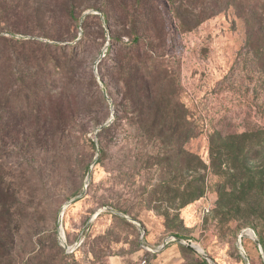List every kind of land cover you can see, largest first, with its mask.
I'll return each instance as SVG.
<instances>
[{
	"label": "rangeland",
	"instance_id": "obj_1",
	"mask_svg": "<svg viewBox=\"0 0 264 264\" xmlns=\"http://www.w3.org/2000/svg\"><path fill=\"white\" fill-rule=\"evenodd\" d=\"M158 1L179 106L196 109L203 130L194 133L187 123L185 134L151 136L128 122L99 133L95 119L110 124L115 107L98 79L106 105L96 97L76 102L74 121L88 124L87 133L43 151L24 140L33 113L21 82L33 77L7 80L13 88L1 83L0 109L22 130L19 140L0 139V177L18 225L10 264H264V149L240 158L239 150H226L248 145L264 128V81L245 47L243 25L230 8L201 22L189 16L182 27L170 1ZM102 22L103 33L77 66L87 79L99 77L111 42ZM112 23L120 33L119 22ZM5 79L2 73L0 82ZM196 179L203 195L183 205L173 189L187 190Z\"/></svg>",
	"mask_w": 264,
	"mask_h": 264
},
{
	"label": "trees",
	"instance_id": "obj_2",
	"mask_svg": "<svg viewBox=\"0 0 264 264\" xmlns=\"http://www.w3.org/2000/svg\"><path fill=\"white\" fill-rule=\"evenodd\" d=\"M169 1L182 27L186 26L189 16L201 22L233 8V14L244 28L245 47L252 51L264 81V0ZM159 5L158 0H0V75L3 73V78H8L0 82V87L2 83L3 87L13 88L6 81L12 82L18 74L33 77L31 82L25 79L21 82L31 99L33 113L24 138L28 145L50 150L59 139L72 134L85 135L89 125L74 121L78 115L76 102L96 97L106 105L98 79L115 107L110 124L105 125L104 119H95L96 127L103 126L99 133H109L128 122L136 125L139 133L151 136L185 134L187 123L194 133L203 130L204 123L197 110L179 106L182 104L177 97L179 84L166 58L165 14ZM155 12L161 19L158 24ZM102 18L111 28V42L99 62V77L92 75V79H87L80 76L77 66L103 33ZM112 22H119L120 33L115 32ZM3 103L8 104L7 99ZM10 104L17 107V101ZM2 109L0 139L19 140L22 130L10 118L13 115ZM160 121L165 123V129H158ZM6 122L8 125H3ZM215 134L211 136L212 141ZM249 141L248 145H229L226 150L232 149L234 154L239 150L240 158L242 153L255 148L264 149V128L252 133ZM91 144L95 147L93 141ZM237 160L234 158L233 162ZM202 184L196 179L187 190L176 187L173 192L185 205L203 195ZM10 195V189L0 177V264L10 261L18 229ZM26 262L23 260V264Z\"/></svg>",
	"mask_w": 264,
	"mask_h": 264
},
{
	"label": "built area",
	"instance_id": "obj_3",
	"mask_svg": "<svg viewBox=\"0 0 264 264\" xmlns=\"http://www.w3.org/2000/svg\"><path fill=\"white\" fill-rule=\"evenodd\" d=\"M175 240H176V238L174 236L168 237L167 239H165L163 246H165L166 244H168L170 241H175ZM141 264H146V261L141 262Z\"/></svg>",
	"mask_w": 264,
	"mask_h": 264
},
{
	"label": "water",
	"instance_id": "obj_4",
	"mask_svg": "<svg viewBox=\"0 0 264 264\" xmlns=\"http://www.w3.org/2000/svg\"><path fill=\"white\" fill-rule=\"evenodd\" d=\"M89 12H90V11H86V13H89ZM188 246H189L190 248H192V249H195V247H194L193 244H188ZM195 250L200 251L201 249L198 248V249H195Z\"/></svg>",
	"mask_w": 264,
	"mask_h": 264
}]
</instances>
